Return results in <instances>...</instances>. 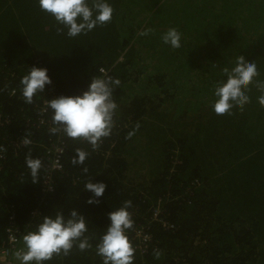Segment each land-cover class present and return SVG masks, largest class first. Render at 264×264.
Instances as JSON below:
<instances>
[{
	"label": "trees",
	"instance_id": "trees-1",
	"mask_svg": "<svg viewBox=\"0 0 264 264\" xmlns=\"http://www.w3.org/2000/svg\"><path fill=\"white\" fill-rule=\"evenodd\" d=\"M149 1L108 0L111 21L69 37L38 0H0V115L7 118L0 121V244L10 217L25 229L36 211L27 234L43 216L67 219L75 210L90 247L74 241L44 264H103L96 245L108 213L130 200L134 264H264V89L257 85L264 82V0ZM169 28L181 34L180 48L163 43ZM240 56L259 75L243 90L248 103L218 116L214 90ZM33 66L47 68L52 84L29 104L20 80ZM100 68L120 81L111 133L93 147L61 131L62 170L40 203L45 151L58 136L48 125L56 126L52 111L41 115V106L79 95ZM40 117L46 124L37 128ZM25 138L32 144L13 146ZM78 149L87 153L82 164L73 163ZM28 156L42 161L38 178ZM88 182H103L104 194L93 197ZM90 197L98 203L88 204ZM156 207L161 221L152 219ZM139 230L150 236L144 249Z\"/></svg>",
	"mask_w": 264,
	"mask_h": 264
},
{
	"label": "clouds",
	"instance_id": "clouds-1",
	"mask_svg": "<svg viewBox=\"0 0 264 264\" xmlns=\"http://www.w3.org/2000/svg\"><path fill=\"white\" fill-rule=\"evenodd\" d=\"M39 7L49 13L54 20L67 29L69 37H76L93 30L98 25L111 21L113 8L108 0H38ZM147 33H141L146 35ZM164 44L172 48L181 47V34L175 28H169L163 35ZM227 78L214 90L217 98L212 105L213 112L218 116L231 114V110L242 108L248 103L244 89L259 75L255 62H246L243 56L236 61L230 73L225 70ZM21 94L26 103H32L33 97L45 91L52 84L48 69L31 67L21 80ZM120 84L119 79L108 76H93L86 90L79 95H60L48 100L47 107L52 111V123L57 127L50 129L52 134L62 131L70 139L82 138L95 147L102 137L110 135L113 127V116L117 104L113 99L114 87ZM264 89V82H257ZM258 103L264 106V94L258 97ZM24 145L31 141L23 140ZM87 153L76 150L74 164H82ZM25 165L31 176L38 178L42 161L39 158L26 157ZM84 171H87L86 169ZM85 189L93 197H101L106 189L103 182L85 185ZM88 204L98 203L90 197ZM130 200L108 213V225L96 245L97 255L103 258V264H134V248L127 232L133 227L134 221L128 209ZM85 218L72 210L69 218L62 213L55 216H43L35 231L23 236L24 249L15 253L20 264H44L54 254L65 255L72 249L73 242L79 241L78 247L84 250L90 247L88 240L82 237L87 231Z\"/></svg>",
	"mask_w": 264,
	"mask_h": 264
},
{
	"label": "built area",
	"instance_id": "built-area-1",
	"mask_svg": "<svg viewBox=\"0 0 264 264\" xmlns=\"http://www.w3.org/2000/svg\"><path fill=\"white\" fill-rule=\"evenodd\" d=\"M98 72H99L98 76L107 75V71L104 68H100ZM46 110H47V101H44L40 109V114L43 115L44 113H46ZM0 121L3 123H7V118H3L0 115ZM35 124L36 127L39 128L45 125L46 122L43 119V117H40ZM48 125L50 128H53L50 123H48ZM31 144L32 141L28 145ZM28 145H24L23 140L21 139H18L13 144V146L16 148L21 146H28ZM63 152H64V142L61 136V131H58V136L56 138V141L51 142L49 146H47L45 151L48 164L45 171V177L41 186V191L39 192L40 203H43L44 201L46 202L47 199L50 198L51 193L53 192L52 182L55 174H57L62 170L61 157ZM0 157L2 158L1 152H0ZM35 213L36 211L31 214L32 217H30V220L26 224L25 229L17 228L14 225L13 217L9 218L8 224L5 227V240L2 244H0V264H20L19 260H17L15 256V253L18 251H22L24 249L23 236L26 234V230L30 226ZM160 215L161 212L158 207L152 210V219L154 221H161ZM163 226H166V223H163ZM136 237L140 241V244L142 246L141 249H144L150 242V236L147 235L143 230H139L137 232Z\"/></svg>",
	"mask_w": 264,
	"mask_h": 264
},
{
	"label": "rangeland",
	"instance_id": "rangeland-1",
	"mask_svg": "<svg viewBox=\"0 0 264 264\" xmlns=\"http://www.w3.org/2000/svg\"><path fill=\"white\" fill-rule=\"evenodd\" d=\"M162 1V0H161ZM150 3L148 4L147 3V5H151L152 3H154L152 0H150L149 1ZM165 2V0H163V3ZM164 5L167 7V5H168V3H164ZM256 14H255V16H254V20H253V26H254V28L256 29V30H259V25H258V23H260V18H261V15H262V13H261V11L260 10H257L256 9V11H254ZM235 23V22H234ZM183 46L185 47L186 46V44L185 43H183ZM264 56V55H263ZM263 65L262 64H260V67H262Z\"/></svg>",
	"mask_w": 264,
	"mask_h": 264
}]
</instances>
